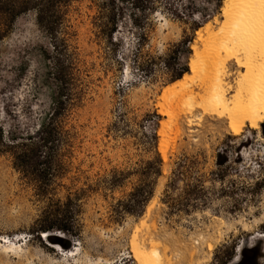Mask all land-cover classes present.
Listing matches in <instances>:
<instances>
[{"label":"rangeland","instance_id":"obj_1","mask_svg":"<svg viewBox=\"0 0 264 264\" xmlns=\"http://www.w3.org/2000/svg\"><path fill=\"white\" fill-rule=\"evenodd\" d=\"M102 2L74 0L66 9L61 36L69 49L64 54L77 70L66 125L70 135L59 152L63 176L45 180L47 194L41 195L14 167L13 157L0 153V264H137L134 240L148 250L158 244L171 264H238L244 251L264 264L262 124L234 135L199 117L185 88L161 98L184 67L189 71L183 76L192 74L194 45L203 49L198 32L208 37V26L220 31L226 0H171L185 18L162 4L145 33L128 17L121 21L114 43L100 37L95 25ZM184 39L189 43L181 45ZM54 56V41L34 11L21 15L0 40V129L5 133L32 132L53 111ZM193 107L189 124L185 111ZM161 138L167 141L166 160ZM158 157L161 175L144 174L147 162ZM180 163L203 177L210 196L206 206L188 213L172 210L171 199L164 202L166 189L177 198L195 181L177 173ZM222 171L224 181L213 174ZM152 183L154 194L143 214L121 213V201L137 186ZM47 211L55 213H48L51 221L76 211V234L55 228L48 232L52 239L44 237L40 224Z\"/></svg>","mask_w":264,"mask_h":264},{"label":"trees","instance_id":"obj_2","mask_svg":"<svg viewBox=\"0 0 264 264\" xmlns=\"http://www.w3.org/2000/svg\"><path fill=\"white\" fill-rule=\"evenodd\" d=\"M74 0H0V40L3 39L13 28L16 20L23 14L34 11L38 24L50 35L54 41L55 56L53 57V76L57 82V97L55 106L37 129L27 134L15 131H3L0 129V153H9L13 157L14 167L20 171L24 177L29 178L41 191V195L47 194V189L43 185L45 180L62 177L64 174V163L59 158L63 139L70 135V130L66 128L67 120L73 106L71 100V82L75 78L77 70L73 61L66 59L65 49H69L66 40L61 36L65 25L67 8ZM100 14L96 17L95 25L99 30V35L105 41L114 43V35L119 31L120 22L128 17L130 21L138 26L143 33L149 25L152 16L157 12L162 4L169 7L173 15L185 18V11L171 3V0H102ZM183 1V0H182ZM184 39L181 45L188 44ZM188 68H183L182 72L173 77V81L181 79ZM264 133V122L262 123ZM162 159L158 157L156 163L148 161L149 165L144 174H152L155 177L161 175ZM184 163V162H183ZM180 163L177 173L188 179L194 177V182H189L177 198L169 195L166 189L165 203L173 205L172 210L190 212L209 202V192L203 184L201 175L194 176L186 164ZM219 165H224L218 161ZM216 179L224 181L226 172L214 173ZM193 176V177H192ZM155 183L150 185H139L129 195L127 200L121 201V213L143 214L145 207L154 194ZM227 192L226 188H223ZM176 206V207H175ZM53 215L52 211H47L40 230L50 232L57 228L64 233L76 234L74 215L76 211H67L62 217L54 221L47 216ZM71 215H67V214ZM48 238L52 239L49 234ZM64 247H69L62 239H57ZM238 264H258L257 259L251 260V254L244 251Z\"/></svg>","mask_w":264,"mask_h":264},{"label":"bare ground","instance_id":"obj_3","mask_svg":"<svg viewBox=\"0 0 264 264\" xmlns=\"http://www.w3.org/2000/svg\"><path fill=\"white\" fill-rule=\"evenodd\" d=\"M225 16L219 32L211 26L206 28L208 37L204 30L198 32L203 49L194 45L192 74L188 72L168 85L161 98L165 100L183 87L185 98L197 103L199 117L238 135L245 127L258 130L264 122V0H226ZM194 113V107L185 111L189 124L194 123ZM167 147L166 139L161 138L159 149L165 160ZM152 247L148 250L134 240L132 258L137 264H171L172 259L160 255L158 244ZM76 249H71L73 254Z\"/></svg>","mask_w":264,"mask_h":264},{"label":"snow or ice","instance_id":"obj_4","mask_svg":"<svg viewBox=\"0 0 264 264\" xmlns=\"http://www.w3.org/2000/svg\"><path fill=\"white\" fill-rule=\"evenodd\" d=\"M253 127H255V125H253Z\"/></svg>","mask_w":264,"mask_h":264}]
</instances>
